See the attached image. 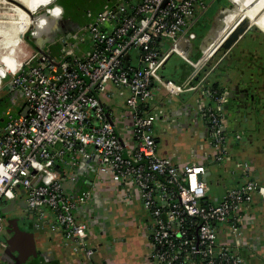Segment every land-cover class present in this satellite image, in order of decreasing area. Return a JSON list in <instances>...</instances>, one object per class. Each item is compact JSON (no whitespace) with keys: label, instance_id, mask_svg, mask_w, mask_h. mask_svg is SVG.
I'll use <instances>...</instances> for the list:
<instances>
[{"label":"built area","instance_id":"1","mask_svg":"<svg viewBox=\"0 0 264 264\" xmlns=\"http://www.w3.org/2000/svg\"><path fill=\"white\" fill-rule=\"evenodd\" d=\"M198 8L207 10L204 0H113L91 17L84 32L62 37L59 51L64 58L58 61L52 55L58 66L35 52L15 73L6 71L11 89L22 92L28 113L9 115L0 127V202L23 195L36 226L52 218L68 238L75 239V247L90 256L89 225L74 213L89 193L78 198L68 195L63 187L66 177L56 166L75 165L76 154L97 156L100 171L130 178L139 186L144 208L153 218L151 264H242L238 255L218 244L216 223L232 218L229 228L239 233L243 207L254 195L264 200V184L244 161V181L217 203H203L208 188L205 166L178 167L157 156L154 115L141 110L153 96L155 83L175 96L186 89L158 74L167 54H159L154 37L169 40L170 51H178L181 36H195L192 26ZM228 34L218 33L197 61H189L196 72L207 69ZM85 38L90 48L77 55L76 47ZM112 87L129 90L125 107L135 140L130 157L125 156L124 142L98 96H112ZM204 92L213 101L202 110L209 118L210 140L220 148L213 158L220 162L230 137L223 112L226 95L215 89ZM154 174L165 178L161 192L172 198L166 204L155 199Z\"/></svg>","mask_w":264,"mask_h":264},{"label":"crops","instance_id":"2","mask_svg":"<svg viewBox=\"0 0 264 264\" xmlns=\"http://www.w3.org/2000/svg\"><path fill=\"white\" fill-rule=\"evenodd\" d=\"M15 1L25 4L34 14H37L51 7L56 0H31L30 3L28 0ZM234 2L236 5L238 3L242 5L239 7L237 5L235 9L226 14L225 23L227 25L234 22L235 13L243 15L246 10L252 12L255 17L258 13L256 11L261 9L254 5L256 0H248V3L246 0V4L244 0H234ZM245 6L246 9L243 10ZM205 13L206 10L197 13L192 26L196 34L195 27L205 17ZM27 21V15L23 9L9 1L0 0V70L5 73L0 77V89L3 86L6 88L5 93L0 95V99L5 100L0 106V117L3 120L6 115L21 116L24 109L28 108L22 92L11 89L10 76L6 72H11L9 71L10 66H17L19 70L31 58L32 52L19 39L21 32L27 27ZM251 22L253 23L255 20ZM35 23V35L48 30L45 26V19L42 17L36 18ZM262 26L264 31V23ZM253 30H247L246 34L244 33L228 50L217 51L210 59L207 69L201 68L199 72H196L197 69L194 67L189 71V65L190 62L197 61L196 58H200L207 45L205 43L208 41L197 45L198 36L194 40L181 36L178 51L171 52L170 45L165 48L166 42L171 43L169 40H162L158 48L160 55L167 54L158 71L160 77L165 80L170 79L178 85H185L186 89L175 96L168 93L159 83H155L153 96L144 105V111L154 115L152 136L156 142V155L178 167L189 163L204 165L206 173L203 177L208 185L206 196L203 199L204 203H217L229 189L244 181L241 163L245 161L250 164L245 156H252L256 162L255 166L261 172L264 171L260 165L262 157L257 153V148L249 146L246 141L236 142L234 136L226 139L227 154L223 160L215 161L213 157L220 152V148L210 140L209 118L202 110L205 105H213V101L204 92L213 84H216L218 90L227 96V88L230 87V84L227 79L223 78V75L232 71V65L235 64L232 61L226 62L231 50L238 48L239 54L236 56L238 62L246 52H252L251 54L255 55V49L251 47L247 50V44L240 45L244 37L249 36L251 40L264 42L260 39V36L263 37L262 31L255 28ZM62 32H53L52 37L51 33L48 34L50 41L45 44L46 50L48 48L55 50L54 56L58 57V61L64 58L59 51L61 39L64 36L61 34ZM71 32L66 33L70 34ZM84 42L79 43L76 47L77 55L90 48V44L87 45ZM58 45L60 46L58 47ZM238 45L240 46L237 47ZM262 50L264 51V48ZM176 52L180 54L184 64H181V69L173 75L177 65L176 63L169 64L172 55ZM215 63L216 66L209 75L199 83L203 75ZM243 64V62L236 63L239 68ZM250 64L251 74L254 76L259 66L253 61ZM235 72L236 79L233 82L239 81L241 85L247 82L256 83L255 79L246 77L247 75L243 71L238 74L236 69ZM111 91L113 92L112 96L102 94H98V96L102 100L105 112L112 120L119 138L124 142L125 156L130 157L135 140L130 126V115L125 107L129 90L112 87ZM223 112L226 114V128H230L231 126L227 123L228 111L223 108ZM234 130H238L237 126H234ZM184 135L190 139V142L182 141ZM68 157L69 154L66 155V158ZM74 161L76 164L73 166L66 167L64 164L57 166L66 177L64 187H66L65 191L68 195L78 198L82 197L85 192L89 193L86 198L77 203L74 213L77 219L84 220L89 225L87 244L92 249V254L88 256L84 251L78 250L75 247V239L68 238L64 228L53 224L52 218H49L42 223L39 222L37 226L38 222H33L38 256L36 264H151V255L154 249L151 238L153 218L150 212L144 208L137 183L130 178H119L108 172L100 171L97 168V156L85 158L76 154ZM250 165L255 175V167ZM212 180L218 188L211 194L209 183ZM259 182L264 184L263 179ZM152 183L156 188V200L166 204L172 199L161 192V184L165 183L163 176L154 174ZM22 197L24 198L23 195H20L19 199ZM28 212L30 213L29 210ZM229 219L230 221L216 223L218 244L226 247L230 253L238 255L242 259V264H264V200L258 195H254L252 201L243 207L239 233L235 234L231 231L229 227L232 218Z\"/></svg>","mask_w":264,"mask_h":264},{"label":"flooded vegetation","instance_id":"3","mask_svg":"<svg viewBox=\"0 0 264 264\" xmlns=\"http://www.w3.org/2000/svg\"><path fill=\"white\" fill-rule=\"evenodd\" d=\"M112 1L56 0L51 7H48L49 12L46 15L47 20H50V22L46 23L45 26L48 30H51V37L54 34L53 32H69L73 30L79 32L85 30L93 14L97 10L102 9L106 4L112 3ZM57 9H60L59 13H57ZM34 30L33 34L35 35L36 31ZM251 53L246 52L243 58L237 62V64L244 63L241 68L236 63L232 67L234 71L237 69L238 74H241L240 71H243L245 74L247 73L246 77L255 79L256 83L247 82L241 85L239 81L233 82L234 80L230 81L227 79L230 87L227 88L226 102L223 104V108L225 111H228L227 123L231 126L230 128H226L227 135L230 137L234 136L236 142L246 141L249 146L256 147L257 153L262 157L260 165L264 170V55H259L258 49L254 50L255 55ZM252 61L259 66L254 76L251 74L250 63ZM4 101V99H0V106ZM7 116L9 115H6L4 120L0 117L1 126ZM234 126H237L238 130H234ZM18 201L25 202V199L23 197L18 198L16 202ZM6 203L2 200L0 202V209ZM30 216L31 214L28 211L20 208L17 204H15L14 210L5 217L0 212V264H16L13 258L17 253L12 251L7 242L8 238L12 235L10 230L13 229V225H10L8 221L17 218L20 227H24L26 223L23 219ZM37 257L29 256L24 264H36Z\"/></svg>","mask_w":264,"mask_h":264},{"label":"rangeland","instance_id":"4","mask_svg":"<svg viewBox=\"0 0 264 264\" xmlns=\"http://www.w3.org/2000/svg\"><path fill=\"white\" fill-rule=\"evenodd\" d=\"M204 2H205V5H206V9H207L206 10V13H205L206 15H205V17L201 21H199L200 23H198L196 25L195 30H196L197 34L195 33V36L193 38V40H194L196 38V36H198L197 39H196L197 40V42H196L197 45L198 44L200 45L201 42H204V41L205 42L208 41L207 43H205V45L211 43L216 38V36H217L218 33L219 34L220 33H224V32H226V30H227V33H229L230 27L240 17L241 18L239 20H242L244 18H247L246 20H247L248 23L250 21H252V20L253 21L255 20V22H253L254 24H252L251 25V28H249L248 30H253L254 28L261 30L262 27H263L262 25L264 23V0H256V3H254V5H257L259 8L261 7V9H259L258 11H256V12H258L257 13V16L254 17L253 14H252V12L246 11L245 10L246 9V6H245L244 9H243V10H245L244 13H243V15L242 14H239V13H237L238 14L237 15L235 13V18H233L234 19V22H231L228 25L225 23V16H226V14L229 11L235 9L237 7V5H238V7H239V5H242L241 3H238L236 5V3L234 2V0H204ZM245 2H246V0H244V3ZM244 3H243V5H244ZM247 3H248V0H247ZM250 10H251V8H250ZM201 11H203V9L198 8V12L200 13ZM241 11H242V9H241ZM42 12H44L45 14H47L49 12V8L44 9ZM256 23H257V25H255ZM258 25H260V26H258ZM81 31L84 32L85 30H81ZM26 32H25L26 38H28V39L31 38V35H32L33 31H31V32H29L27 34H26ZM250 32H252V31H250ZM243 34L239 35L238 39ZM262 34H263V37H264V32L263 31H262ZM263 37L260 36V39L261 40H264ZM23 40H24V38H23ZM24 41L27 42L26 40H24ZM84 44H87V45L89 44V41H88L87 38H85ZM244 44H247L248 45L247 46V50L248 49H251V47H252L253 49H258L259 50V55H264V51L262 50V48H264V46H263L264 42L263 43H260L259 41H257V40H251L249 36H246V37H244V39L240 43V45H244ZM169 45L171 46V43L166 42L165 48L168 47ZM240 45H238L237 47H239ZM180 49L181 50L183 49L181 45H180ZM46 52H47V50H46ZM181 52H183V51H181ZM238 54H239L238 48H234L233 50H231V52L227 56V58H226L227 61L226 62L232 61L233 63H237L236 56ZM226 62H225V64H226ZM172 63H176V65H177V67L174 70V73H172L174 75V74H176V72H178L181 69V66L180 65L181 64H184L183 59L180 57V54L178 52H176V53H174L172 55V59H171L169 65H171ZM232 71L230 70L228 72V74H224L223 75L224 76L223 78L224 79H228L230 81L235 80L236 79V72L234 73V71L233 72ZM245 71L247 72V70H245ZM7 74L9 76H11L9 73H7ZM246 75H247V73H246ZM10 79H11V77H10ZM8 88H9V86H8ZM5 91H6V88H5V86H3L0 89V95H2L3 93H5ZM184 136H183V138L181 137L182 138V141H184V142H190V139L187 138V136H185V137ZM245 157H247V160L250 162V164H252L255 167V176L258 177L259 181L262 180V179L264 181V171L261 172L258 169V167L255 166V163L256 162L253 159V157L252 156H249V155L248 156H245ZM209 185H210V188H211V192L210 193L212 194L214 191L217 190L216 188H218V187L215 185L214 180H212L211 183H209Z\"/></svg>","mask_w":264,"mask_h":264},{"label":"water","instance_id":"5","mask_svg":"<svg viewBox=\"0 0 264 264\" xmlns=\"http://www.w3.org/2000/svg\"><path fill=\"white\" fill-rule=\"evenodd\" d=\"M7 1L11 3H15L21 8H23L30 15L32 19L42 17L47 20V15L44 12L33 14L27 8H25L23 5L19 4L15 0H7ZM239 19L240 18L236 20V22L233 24V27L231 26L232 28H230L229 34L227 38L224 40V42L222 43L220 49L224 51L228 50L231 47V45L238 39L239 35L243 34L245 31L251 28L252 24H254L251 21L248 23L246 20L247 18H244L242 20H239ZM46 20H45L46 23L50 22V20H47V21ZM33 29H34V25H30L27 28L26 34L33 31ZM76 31L77 30H73L72 32H76ZM50 33H52L51 30H47L42 33H37L36 35L32 33L31 38L29 39L26 38L25 34L22 37L24 38V40L27 41L26 43L30 47H32L35 52H37L40 55L45 56L50 62L58 66L59 63L53 60L52 56L46 52V48H45V44L48 41H50V36L48 35ZM61 34L64 35L63 36L64 38L68 37L69 35L66 32H62ZM27 109L28 108H25L24 111L20 114L22 117L26 116ZM56 168L58 169V166H56ZM64 185L65 183H63V187ZM64 189H66V187H64ZM204 202L205 201H203V203ZM15 204L19 205L20 208H23L26 211L29 210L25 202L23 201L16 202V200H9L6 203V205L0 209L1 214L5 217L12 210H14ZM30 214H31V211H30ZM23 220L26 223L24 227H20V225L17 222L18 221L17 218H14L8 221L10 225H13V229L10 230L12 235L8 238L7 242H8V245H10V247L12 248V251L13 252L15 251L17 253L16 256L13 255L14 256L13 259L16 264H24V262L28 259L29 256H33V257L37 256L35 233H34V227H33L34 225L33 217L31 215L30 217H25Z\"/></svg>","mask_w":264,"mask_h":264},{"label":"bare ground","instance_id":"6","mask_svg":"<svg viewBox=\"0 0 264 264\" xmlns=\"http://www.w3.org/2000/svg\"><path fill=\"white\" fill-rule=\"evenodd\" d=\"M4 1H7V0H4ZM17 2V1H16ZM28 2L30 3L31 2V0H28ZM19 4H21V5H23L25 8H27L30 12H32L33 14H34V12L32 11V10H30V8H28L27 6H25V4H22V3H20V2H18ZM8 4V3H7ZM12 4H15V3H12ZM16 6H18L17 4H15ZM8 6V5H7ZM19 8H21L20 6H18ZM21 9H23V8H21ZM24 10V9H23ZM25 11V10H24ZM25 13H26V15H27V19H28V21H27V27H25V30L24 31H22L21 32V34H20V36H19V39L20 40H22L23 42H24V45H26L27 47H28V49L32 52V55H31V58L34 56V53H35V51L33 50V48H31L30 46H28L27 44H26V42L23 40V38H22V36L25 34V32L27 31V28L30 26V25H34V28H35V26H36V23H35V19H32L31 17H30V15L25 11ZM38 25V24H37ZM34 30V29H33ZM40 33V32H39ZM31 58H29V60L31 59ZM27 62V61H26ZM25 62V63H26ZM23 66V65H22ZM21 68V67H20ZM19 68V69H20ZM4 69L6 70V68L4 67Z\"/></svg>","mask_w":264,"mask_h":264},{"label":"trees","instance_id":"7","mask_svg":"<svg viewBox=\"0 0 264 264\" xmlns=\"http://www.w3.org/2000/svg\"><path fill=\"white\" fill-rule=\"evenodd\" d=\"M106 5H107V4H106ZM99 10H101V9H99ZM99 10H97V11H99ZM97 11H96V12H97ZM96 12H95V13H96ZM95 13H94V14H95ZM94 14H93V15H94ZM90 20H91V18H90ZM90 20H89V22H90ZM162 40H163V39H161V38L154 37V45H155L156 47L159 48V47H160V42H161ZM59 46H60V45H58V47H59ZM49 47H50V46H49ZM49 50H50V51H49ZM54 51H55V50H54L53 48H52V50H51L50 48H48V50H47L48 54L51 55V56L55 54ZM196 59H198V58H196ZM192 68H193V66H192V64H190V65H189V71L192 70ZM189 71H188V72H189ZM208 89H209V90H210V89H215L216 91L219 92L218 88L216 87V84H213V86H210ZM208 89H207V90H208ZM141 110H144V106H142ZM155 192H156V190L154 189V194H155Z\"/></svg>","mask_w":264,"mask_h":264},{"label":"clouds","instance_id":"8","mask_svg":"<svg viewBox=\"0 0 264 264\" xmlns=\"http://www.w3.org/2000/svg\"><path fill=\"white\" fill-rule=\"evenodd\" d=\"M60 9H57V13H59ZM18 70L17 66H10L9 71L15 73ZM4 71L0 70V77L4 76Z\"/></svg>","mask_w":264,"mask_h":264}]
</instances>
